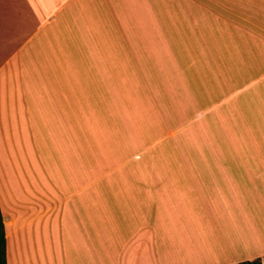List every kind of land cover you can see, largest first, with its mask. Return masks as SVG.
<instances>
[{"label":"crops","instance_id":"1","mask_svg":"<svg viewBox=\"0 0 264 264\" xmlns=\"http://www.w3.org/2000/svg\"><path fill=\"white\" fill-rule=\"evenodd\" d=\"M6 264H264V0H0Z\"/></svg>","mask_w":264,"mask_h":264},{"label":"trees","instance_id":"2","mask_svg":"<svg viewBox=\"0 0 264 264\" xmlns=\"http://www.w3.org/2000/svg\"><path fill=\"white\" fill-rule=\"evenodd\" d=\"M0 264H6L5 261V237L3 232V225L1 219V212H0ZM235 264H261L259 258L251 259V260H243L237 262Z\"/></svg>","mask_w":264,"mask_h":264}]
</instances>
